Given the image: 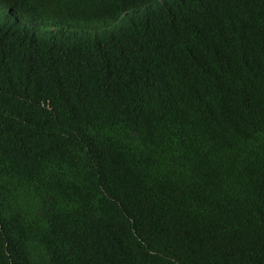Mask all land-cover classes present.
<instances>
[{
    "label": "trees",
    "instance_id": "1",
    "mask_svg": "<svg viewBox=\"0 0 264 264\" xmlns=\"http://www.w3.org/2000/svg\"><path fill=\"white\" fill-rule=\"evenodd\" d=\"M0 264H264V0H0Z\"/></svg>",
    "mask_w": 264,
    "mask_h": 264
}]
</instances>
